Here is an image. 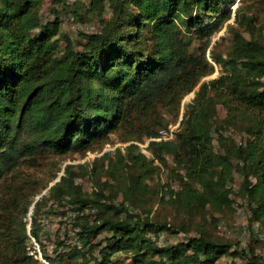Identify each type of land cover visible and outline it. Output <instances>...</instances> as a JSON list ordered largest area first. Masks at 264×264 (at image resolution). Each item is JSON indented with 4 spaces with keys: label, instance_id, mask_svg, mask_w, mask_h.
<instances>
[{
    "label": "trees",
    "instance_id": "trees-1",
    "mask_svg": "<svg viewBox=\"0 0 264 264\" xmlns=\"http://www.w3.org/2000/svg\"><path fill=\"white\" fill-rule=\"evenodd\" d=\"M43 1L0 0V181L45 153L102 149L111 133L122 132L124 141L154 136L165 126L160 109H177L194 90L175 139L148 142L152 158L132 141L124 151L116 146L91 163L78 164L80 171L67 165L48 187L45 199L73 212L56 240L55 256L45 255L50 264H113L118 253L133 264H218L224 255L264 264L253 246L246 249L237 240L201 229L190 235L186 226L180 228L182 239L161 244L158 233H174L173 225L130 208L153 192L147 184L157 172L153 159L166 164V155L175 153L185 159L179 163L186 180L167 194L172 206L188 215L229 206V182L237 171L249 221H264V22L255 18L253 4L264 6V0H250L248 7L243 0H73L77 19L100 24L98 31L79 32L78 44L60 31L59 6L67 0H51L54 19L47 20L40 15ZM231 5L232 37L221 52L211 45L210 23L227 18ZM59 39L64 52L57 58ZM210 45L212 61L206 55ZM214 64L218 75L203 79ZM218 102L226 107L220 123L213 119ZM222 124L241 128L243 139L223 136ZM213 130L219 149L212 142ZM88 167L104 175L105 185L113 183L109 179L117 182L119 202L102 188L83 191L75 178ZM40 201H34V213ZM25 230L23 225L5 235L0 228V264H38L26 254ZM103 230L107 234L97 246L93 238ZM30 233L35 238L42 234L35 215Z\"/></svg>",
    "mask_w": 264,
    "mask_h": 264
},
{
    "label": "rangeland",
    "instance_id": "rangeland-1",
    "mask_svg": "<svg viewBox=\"0 0 264 264\" xmlns=\"http://www.w3.org/2000/svg\"><path fill=\"white\" fill-rule=\"evenodd\" d=\"M72 1L67 0L66 3L59 6L60 31L70 35L78 44L81 40L78 38L79 32L90 33L98 31L100 24L97 19L91 21L77 19L73 15ZM79 1L87 4V0ZM235 2L239 4L240 0H235ZM250 2V0H243L242 5L248 7L251 4ZM253 4L255 5V18H257V21L262 20L264 22V6L260 2H253ZM51 6V0H44L41 4L40 15L43 20L54 19ZM105 7L104 16L107 17L110 12L109 4L106 3ZM224 9H226V6H223ZM230 9V15L227 18L210 23L212 31L211 45L217 44L215 49L221 52L225 51L232 37L228 29V24L233 23L235 6L231 5ZM244 34L247 36L246 32ZM194 42H198V39L194 38ZM211 45L206 51L207 58L210 61H212L209 56V48ZM63 52L64 42L59 39L54 55L58 58L62 56ZM218 73L219 67L214 64V71L204 76L203 79L214 78ZM193 95L194 90L186 93L181 98L177 109L171 111L164 108L160 109V113L165 121V126L163 127H167L169 124L174 127L173 139H175L179 131L180 120L186 109V104L191 101ZM216 107L217 110L213 119L220 123L226 116V107L221 102H218ZM160 128H157L156 133ZM219 131L223 136L232 138L237 142L242 140L244 136L241 128L235 125L222 124ZM217 135L218 132L213 130L212 142L214 147L219 149ZM120 137H122V132L111 133L102 149L87 151L84 154L79 152L61 155L45 153L32 159H27V161L4 177L0 181V228L4 230V234L7 235V229L17 231L21 230L24 225L27 235L24 243L26 254L32 256L38 264H45L40 259V253L42 257H45V255L54 257L56 254L54 250L56 240L63 237L62 232L65 227L67 228V224L69 226L73 212L67 209V205L52 203L51 200L45 199L48 194V187L59 179L67 165H73L75 170L80 171L78 164L91 163L94 157L106 150H112L116 146H120L122 151H124L123 148L132 141L136 144L140 152L145 154L146 157L152 158V153L147 148L148 137L142 136V138H135L128 141H124ZM179 158L184 159L175 153L168 154L166 155V164H162L157 159H153L152 164L157 166V172L154 173L152 179L147 180V184L153 188V192L148 193L140 199L135 207L130 206L131 210L133 212H139L143 216H148L157 223L168 222L170 225H173L174 233L168 230L158 233V240L161 244L166 242L172 243L182 239L183 231L180 228L186 226L189 230L188 234L190 235L197 233L201 229L212 236L219 235L229 240H237L239 241V245L246 249L249 246H253L255 252L264 260V221H249L250 211L247 205L248 200L243 198L239 193L242 179L237 171L234 172L233 179L229 182L232 187L231 197L233 200L229 206L218 210L206 207L201 215H188L181 208L172 206L166 201L167 194L172 189H178L181 182L186 180L184 166L179 163ZM89 167L85 168L81 175L75 178L81 184L83 191L91 193L102 188L109 198H112L116 203L119 202L122 197L118 190L119 186L117 182L109 179L108 181L113 183L108 186L105 185L104 175L101 172L92 173ZM37 198L41 199L39 203L40 208L37 213H34L33 203ZM65 211L66 213H63ZM34 215L42 229V234L39 235L40 238H35L38 243V248L35 249L34 253H30L29 250L33 247V244L29 241V234L33 236L30 233V221ZM106 234L107 232L103 230L93 238V243L98 246L104 240ZM68 240H73L72 236H69ZM111 262L113 264H133L132 260L122 253L114 254ZM218 264H245V261L241 257L224 255Z\"/></svg>",
    "mask_w": 264,
    "mask_h": 264
},
{
    "label": "built area",
    "instance_id": "built-area-1",
    "mask_svg": "<svg viewBox=\"0 0 264 264\" xmlns=\"http://www.w3.org/2000/svg\"><path fill=\"white\" fill-rule=\"evenodd\" d=\"M243 135H245V134L243 133ZM173 138H174V127L169 124L167 127H162L160 129H158L156 135L148 137L147 139L149 142L150 140H155V141L171 140ZM29 241H31V243L33 244V247L29 250V252L34 253L35 249L38 248V243L36 242L35 237L31 236L30 234H29ZM35 245H37V246H35ZM40 259L45 264H50L45 257L41 256V253H40Z\"/></svg>",
    "mask_w": 264,
    "mask_h": 264
},
{
    "label": "crops",
    "instance_id": "crops-1",
    "mask_svg": "<svg viewBox=\"0 0 264 264\" xmlns=\"http://www.w3.org/2000/svg\"><path fill=\"white\" fill-rule=\"evenodd\" d=\"M222 257H223V256H222ZM222 257H221V258H222ZM221 258H220V259H221ZM220 259H219V260H220ZM218 262H219V261H218Z\"/></svg>",
    "mask_w": 264,
    "mask_h": 264
}]
</instances>
